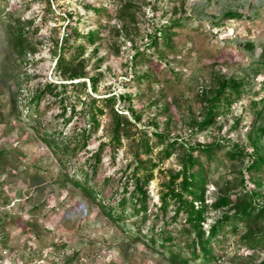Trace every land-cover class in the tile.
<instances>
[{"label":"rangeland","instance_id":"obj_1","mask_svg":"<svg viewBox=\"0 0 264 264\" xmlns=\"http://www.w3.org/2000/svg\"><path fill=\"white\" fill-rule=\"evenodd\" d=\"M52 7L54 12L48 13L46 0H0L3 17L23 21L30 42L26 53L16 56L21 61L18 69L7 68L9 45L0 22V264H172L149 247L148 237L138 229L148 232L153 223L159 186L170 171L180 167L179 152L154 168L147 222L141 214L114 220L100 201L114 206L123 196L130 198L132 185L125 191L126 176L136 167L143 173L142 163L151 158L157 161L163 148L157 144L156 130L167 133L170 140L191 144L220 140L226 145L212 160L199 155L210 181V201L226 184L241 187L240 170L248 158L231 160L226 151L237 145L247 148L250 137L264 126V0H53ZM67 11L74 12L81 31L101 33L95 45L80 40L86 46L79 60L88 73V91V77L98 76V92L93 95L106 111L86 147L75 140L76 117L66 123L71 106L82 107L71 90L64 96L46 93L36 102L31 100L47 81L62 80L56 73L54 50L69 22L62 18ZM228 11L241 16L230 18ZM177 18L182 24L171 29L170 44L159 37L154 46L155 31ZM137 48L144 53L135 59ZM134 69L148 72L150 78L137 81ZM232 76L243 81L239 100L222 105L219 119L201 130L195 121L202 118L204 97L219 79ZM113 93L131 95V100L118 99L112 108L103 97ZM63 105L68 107L65 116H61ZM128 107L142 120L129 125L121 146H116L110 134L113 109L133 120ZM141 130L148 133L152 152L139 145ZM53 139L79 146L68 155L53 145ZM101 143H106L102 164L88 181L98 193L95 200L71 177L83 180V170L90 169L85 161ZM246 177L262 180L263 185L255 189L263 196L264 172ZM126 211H131L129 203ZM219 215L220 211L210 210L208 224ZM237 224V231L233 222L227 224L214 242L217 260L191 259L190 264H259L264 259L261 245L251 246L241 238L250 224ZM174 233L182 245L177 250L190 257L185 239Z\"/></svg>","mask_w":264,"mask_h":264},{"label":"trees","instance_id":"obj_2","mask_svg":"<svg viewBox=\"0 0 264 264\" xmlns=\"http://www.w3.org/2000/svg\"><path fill=\"white\" fill-rule=\"evenodd\" d=\"M53 0H46L48 13H53ZM130 4V3H129ZM129 4L127 7H129ZM96 12L101 9L93 5H86ZM63 19H68L69 22L64 28V34L55 43L54 55L56 57V73L62 77L59 82L47 81L44 87L35 93L31 100L36 102L40 98H44L46 93H52L54 96H64L68 90L78 98L82 104L81 109L77 110L76 105L70 108V116L66 119V123L76 117L75 125V140L82 142V147H86L91 135L99 128L101 118L105 114V107L98 105L100 99L93 94L98 92L100 78L98 76L88 77L91 87V93L88 91L87 72L84 69L83 62L79 59L83 56L86 46L80 43L81 39H85L88 44L95 45L101 39L99 30H90L87 33L81 31L76 23V17L73 11L64 13ZM228 17L241 16L239 13L228 11ZM0 22L3 24L7 33V43L9 51L6 54L4 64L7 68L17 70L21 57L26 53V48L30 46V42L25 35V23L19 18L13 21L10 18L3 17V10H0ZM30 20L29 23H32ZM181 19L177 18L167 23L166 27H161L155 31L152 44L158 45V40L164 38L167 45L170 43L171 29L173 26L181 25ZM245 46H252L251 43H245ZM94 50H98L97 45ZM144 52L139 48L136 49L133 58ZM264 55V54H263ZM162 58V57H161ZM133 66H135L133 64ZM134 78L141 82L144 79H149L148 72L137 73L134 69ZM242 79L236 77H228L219 79L217 85L211 89L208 96H205L206 105L202 113V118L196 120L197 127L202 129L209 128L221 116L220 107L224 104L232 105L237 102L241 94ZM86 93L88 99H82ZM131 95L116 93L103 97L106 105H114L118 99L131 100ZM63 98V97H61ZM65 98H63L64 100ZM264 100V99H263ZM264 102V101H263ZM132 113L133 120L130 115H122L115 109L114 123L111 131V142L116 146L122 144V134H125L129 129V125H136L142 120L140 114L136 113L133 107H128ZM67 105H63L61 116L67 113ZM260 113V112H259ZM158 126L157 124H155ZM258 132L255 137H250V143L247 148L242 149L238 145L226 151L227 156L231 160H244L248 158V163L240 170L241 187L234 188L230 185L220 192L213 201L208 197L209 179L207 177V169L204 161L200 160L199 155H204L208 160L216 157L217 151L226 147L220 140H215L210 144H191L186 141H180L178 138L169 139V135L158 130L154 131L163 148L157 154V161L152 158L147 159L142 163L144 169L140 173L139 167H136L130 175L126 176L125 191L128 186L132 185L130 190V198L123 196L118 200L117 205H108L100 201L102 208L106 214L114 219L121 221L128 217H134L141 214L142 221L147 222L149 219L148 210L150 202L153 199L151 195V184L155 178L154 168L159 167L167 159L178 153L180 167L170 171L168 178L163 181L158 189V202L156 212L153 214V223L149 226L148 232L143 233L142 229H138V233L144 237H148L145 242H148L149 247L157 252L167 256V259L172 264H190L191 259H202L204 262H211L219 258L214 250V242L221 235L222 230L227 224L233 222V230H238L239 222H248L250 225L242 240L251 246L261 245L264 251V195L255 187H261L263 182L261 179L248 180L247 173H262L264 172V144L261 142V136L264 134V126L258 127ZM141 137L140 146L145 148L146 152H152L153 146L149 143L148 133L144 130L140 131ZM70 145L62 142L61 144L53 139V145L68 155L74 152V149L79 146V143ZM106 143H101L97 150L93 151L87 157L85 163L90 169L83 170V180H78L71 177L75 185L97 200L98 193L88 184L91 178H94L103 160V151ZM3 151L0 150V155ZM138 155V151H137ZM253 184L254 186L252 187ZM251 185V186H250ZM131 205V211L127 214L126 206ZM118 207L122 208L118 212ZM220 211L219 215L212 223L208 224L209 211ZM162 222L163 225L157 226ZM135 226V223H132ZM172 226V229H169ZM174 230L185 239L186 248L190 251V257L184 256L177 247L182 248L181 243L176 241ZM141 235V236H142ZM264 264V259L259 263Z\"/></svg>","mask_w":264,"mask_h":264}]
</instances>
